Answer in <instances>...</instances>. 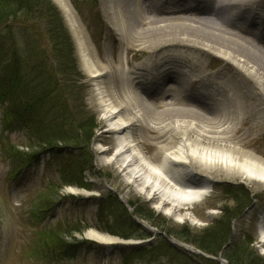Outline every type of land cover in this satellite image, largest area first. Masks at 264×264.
I'll return each mask as SVG.
<instances>
[{
  "label": "bare ground",
  "instance_id": "1",
  "mask_svg": "<svg viewBox=\"0 0 264 264\" xmlns=\"http://www.w3.org/2000/svg\"><path fill=\"white\" fill-rule=\"evenodd\" d=\"M53 1L70 24L83 67L91 76L95 109L104 124V132L111 136L113 153L106 157L109 151L100 149V165L116 169L123 181L160 213L176 222L187 221L193 225L199 221L189 210L208 196L215 180L207 173L198 174L195 166L221 171L247 185L264 186V159L249 151L250 136L256 131L263 133L264 129V49L246 45L247 41L240 33L216 23L233 20L250 22L252 27L259 26V17L264 18V0H191L189 11L201 13L209 10L204 18L194 20L176 15L185 9L183 3H166L165 11L174 16H162L150 0H113L114 13L118 17L115 24L117 32L125 33L123 38L142 42L140 45L148 44V36L155 32L168 36L166 33L170 28L188 30L182 33L180 40L147 45L152 56L161 58L159 62L151 60L122 73L119 67L112 71L109 67L99 66L90 53L83 28L68 0ZM247 4L256 6L257 11L253 12L252 7L245 11L243 7ZM259 12L261 15L258 17ZM233 29L236 30V26ZM189 31L196 33L189 35ZM175 48L197 51V59L204 54L215 56L228 62L239 73L247 95L241 93L238 96L233 92L242 107L238 109L236 118L223 106L225 98L220 95L228 88L227 82L223 85L204 83L189 92L196 97H207L205 92L210 89L221 103L217 104L221 105L220 109L214 104L218 112L201 105L204 114L188 110L185 114H180V111L173 114L176 110L172 102H162V98L160 103L164 111L151 113L156 108L144 102L142 95L147 91L144 88L147 83L137 80V73H148L154 80V90L157 89L159 94L166 92L169 98L182 96L183 81L193 73H200V70L194 72L197 61L190 64L180 61L182 57H174L170 53L164 55L165 50ZM168 64H176V68H165ZM178 75L182 80L176 78ZM115 82L119 83V88ZM250 82L254 86L251 87ZM167 85L174 88L166 90ZM247 119L249 127L240 137H235L238 126H244ZM142 129L148 133L147 136L141 134ZM145 146L153 147L151 157L147 156L151 154L145 151ZM69 190L77 192L72 188ZM258 235L259 243L264 247V211L258 222ZM86 237L106 247L134 243L95 232H88Z\"/></svg>",
  "mask_w": 264,
  "mask_h": 264
},
{
  "label": "rangeland",
  "instance_id": "2",
  "mask_svg": "<svg viewBox=\"0 0 264 264\" xmlns=\"http://www.w3.org/2000/svg\"><path fill=\"white\" fill-rule=\"evenodd\" d=\"M52 5L56 7L60 16L62 17L63 24L71 38L74 47V58L76 63V70L79 79L75 84L71 95L68 97L71 99L73 107H68L67 114L76 118V126L82 125L85 122H90L96 126L94 136L89 145V151L94 155V167L91 172L86 173L87 182L92 187L90 195H88L89 203H82L76 201V199L82 198L84 189L77 187H66L59 193L63 197L60 205L55 209L54 214L47 215L46 220L38 222L32 219L29 215L31 208L35 202H38L39 195L42 194L45 184L49 182H57V176L55 168L52 165L47 164V159L42 158V162L36 168L31 166L22 171V178L16 177L14 180L7 178V174L10 172L12 166L8 156L7 150L4 148L5 142L9 145H15L19 151L27 152L20 146L23 141L21 134L1 135V111H0V264H33L32 256L27 255L30 248L35 244L36 234L44 229L52 228L59 224V222L69 221H81V225L87 227L86 231L82 235H75L79 241L85 240V235L88 232H95L100 235L103 233L106 227L103 224H97L94 219L96 212L95 200H98L101 195L112 192L117 195L118 200L122 207L127 211V214L134 217V210L140 211L143 216H153L152 220H138L140 223H144L156 231H162L168 233L170 240L177 244L187 246L194 252H198L195 246L184 243L182 240L176 237V233L182 231V229H188L191 233V237H199L207 230H211L215 224H220L221 221L225 222L229 220L230 235L227 242H230L232 246L246 247L249 252L253 254L254 259H260L261 264H264V247L259 243L258 235V222L261 214L264 211V186L261 185H247L241 182L238 178L226 176L223 172L215 169L207 170L195 166V171L198 174L207 173L214 182L211 183V190L207 197L202 201L195 204L189 211L193 214L199 223L193 225L187 221L179 223L172 220L170 217L160 213L148 201L140 194L133 191L132 187L123 181L122 176L109 165H100L98 162L99 150H108L110 157L113 153V144L111 136L104 132L105 127L101 122L99 114L95 109V105L92 99V81L90 74L86 72L83 67L80 51L77 46L76 38L70 27V24L66 21V18L60 8L53 0H49ZM74 0H68L71 5L76 18L78 19L81 27L83 28L87 45L89 47L91 55L96 59L99 66H105L112 69V71L120 69V72L131 69L137 65H145L151 60L159 62L161 58L158 56H152L147 49V45H155L159 43H165L170 40H180L183 38L182 33L188 31L180 28H170L167 30V35L164 36L163 32H155L148 36L150 41L148 44L140 45L142 42H135L134 39L130 40V37L123 38L125 33L119 34L116 30V22L118 21L117 15L114 13L113 0H75L79 10V14L73 5ZM141 2V0H136ZM159 15L174 16V14L167 13L164 8L167 9L168 4H179L182 1L187 2L188 5H192L191 0H150ZM260 1V0H256ZM182 2V3H183ZM40 5H44L43 2ZM251 4H247L243 7L245 11L251 8ZM191 8H185L184 10L177 12L176 15L181 17H188L191 20L204 18L205 14L209 13V10L204 12L189 11ZM257 11L256 6L252 7V11ZM166 12V13H165ZM207 12V13H205ZM204 15V16H203ZM261 15V12L257 15ZM21 20H24L21 18ZM19 20L18 23L12 24L13 31H18L20 34L21 29L25 28L27 36L36 37L42 44H47L48 35L43 29L37 26H24ZM43 20V19H42ZM28 21H38L43 24V21L39 19L28 18ZM259 26L252 27L250 23L245 21L236 22L233 20L225 22H216L219 26L229 28L240 33L247 43L246 45H252L258 49H264V18L259 17ZM236 26V30L233 27ZM183 30V31H181ZM196 32L189 31V35H193ZM159 35V37H157ZM154 36V37H153ZM132 38V37H131ZM140 45V46H139ZM132 51V52H131ZM199 51V50H198ZM197 51H191L186 49H167L164 51V55L167 53L173 54L174 57H182L180 61L195 64L194 72L200 70V73H193L186 78L181 84L183 90L182 96L175 95L168 96V94L151 91L150 88L144 86L147 91H144L142 95L144 102L151 107L154 105L156 108L151 113H161L164 111L163 105L160 100L171 101L173 108L176 110L173 114L180 111V114L187 113L188 111H194L198 113H205V110L201 108V105L207 107V109H215L214 102L211 100H204L200 97L192 96L189 94L196 88H199L201 84H221L224 82L229 84L225 93L220 92L224 96L223 106L228 108L232 112V116L236 118L238 116V109H242L238 104L237 99L233 96V92L239 94L243 93L247 95L246 90L242 88V81L239 77V73H236L232 66L215 56L200 55L195 58ZM203 54V53H202ZM171 63V62H169ZM176 64H168L165 68L174 67ZM161 72V71H159ZM147 73H137V80L146 81ZM241 76V75H240ZM177 79H181V76H176ZM75 76L71 77L68 85L73 84ZM114 84V83H113ZM252 87L254 83H249ZM115 86L119 88V83L115 82ZM239 86L240 88H236ZM174 88L173 85H167L165 88ZM240 89V90H238ZM161 92V91H160ZM230 103V105H229ZM221 104V103H219ZM228 105L230 107H228ZM218 106V105H216ZM221 105L217 107L220 109ZM217 109H215L217 111ZM73 110V111H71ZM215 110L213 112H215ZM218 112V111H217ZM70 117V116H69ZM250 125L249 119L244 122V126H238L235 137H240L243 131ZM143 136H147L148 133L141 130ZM250 148L249 151L255 153L257 156L264 159V129L263 133L257 132L250 136ZM5 149V150H4ZM145 151L148 157H151L154 153V149L147 148ZM226 185H231L237 189L235 197L232 195H224L223 188ZM41 188V189H40ZM78 190V192H71L69 189ZM40 189V190H39ZM72 197V198H71ZM232 215L231 217H229ZM121 229V227L119 228ZM94 243L91 240H86ZM150 242L142 240V246H146ZM94 243L92 247L85 246L82 256L77 261V264H121L122 254L121 248H130L131 246H100ZM172 245V244H171ZM184 251L182 248L175 247ZM121 249V250H120ZM200 252V251H199ZM31 259V260H30ZM154 259L153 264L158 262L166 263V260L162 258L158 261ZM222 260L226 263L222 255ZM219 263V262H218ZM133 264H147V259L135 260ZM220 264V263H219Z\"/></svg>",
  "mask_w": 264,
  "mask_h": 264
},
{
  "label": "trees",
  "instance_id": "3",
  "mask_svg": "<svg viewBox=\"0 0 264 264\" xmlns=\"http://www.w3.org/2000/svg\"><path fill=\"white\" fill-rule=\"evenodd\" d=\"M41 2L44 5H40ZM73 5L79 13L75 0ZM28 18L44 20V23L28 21ZM19 20L23 27L33 25L43 29L48 35L47 44H42L34 36H27L25 28L20 34L13 31L11 25ZM74 76V83L68 85ZM77 76L73 43L60 13L49 0H0L1 135L21 134L20 146L27 149V152L19 151L15 145L5 142L4 148L12 160L7 178H22V171L31 166L37 168L43 158L55 168L58 179L41 187L44 192L29 212L30 217L38 222L46 220L48 214H54L63 199L59 193L62 189L77 187L92 191L86 173L94 167V155L89 151V145L96 126L87 121L77 127L76 118H71L69 112L67 114L68 107H73L68 97L81 78L77 79ZM222 191L224 195L235 197L237 189L226 185ZM90 200L76 199L85 204ZM95 201L94 219L106 227L103 233L123 240L151 237L137 221L152 220L153 216H143L136 209L134 217L128 215L112 192ZM223 221L199 237H191L185 227L176 233V237L195 246L204 255L217 258L230 235L229 220ZM86 229L77 220L45 227L36 234L35 244L27 255L32 256L33 264H77L85 246L94 245L76 239L75 235H82ZM121 249V264H133L144 258L147 264L161 258L166 263L156 264H219L177 249L158 236L146 246ZM223 258L226 264H261L260 259H254L247 246L242 245L230 244L224 249Z\"/></svg>",
  "mask_w": 264,
  "mask_h": 264
},
{
  "label": "water",
  "instance_id": "4",
  "mask_svg": "<svg viewBox=\"0 0 264 264\" xmlns=\"http://www.w3.org/2000/svg\"><path fill=\"white\" fill-rule=\"evenodd\" d=\"M120 199V198H119ZM142 226L145 228V229H147L148 231H149V233H157L159 236H162V237H165L166 239H167V237L165 236V234H163V233H160V232H157L156 230H154V229H152L151 227H149V226H146V225H144V224H142ZM169 242H170V240H168ZM170 243H172L173 245H177V244H175V243H173V242H170ZM228 245H229V243H227V245L225 246V248L226 247H228ZM178 246H180V245H178ZM186 251H188V252H191V253H195V252H193L191 249H188V248H186L185 249ZM198 254H199V252H197ZM222 253L223 252H221L220 254H219V256H218V259H216L218 262H220V264H225V262L222 260ZM210 259H212V260H215L214 258H210Z\"/></svg>",
  "mask_w": 264,
  "mask_h": 264
}]
</instances>
